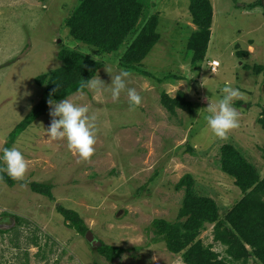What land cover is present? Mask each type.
Masks as SVG:
<instances>
[{"label": "rangeland", "instance_id": "rangeland-1", "mask_svg": "<svg viewBox=\"0 0 264 264\" xmlns=\"http://www.w3.org/2000/svg\"><path fill=\"white\" fill-rule=\"evenodd\" d=\"M82 1L0 0V155L15 146L28 164L22 184L0 180V264H188L157 240L156 221L186 223L180 214L192 192L216 203L220 221L246 197L221 169L227 146L264 179V72L245 69L264 66V7L259 0H207L211 16L196 22L195 0H139L136 26L120 52L107 55L72 36L69 21ZM154 17L157 43L143 60L134 54L139 72L125 67L121 59ZM64 49L105 63L95 76L105 86L129 71L127 86L142 97L135 109L126 92L115 102L110 91L87 88L65 98L96 117L95 151L86 161L46 132L54 100L47 90L65 65ZM211 60L221 62L218 73ZM226 86L242 93L232 104L239 127L220 139L205 117ZM41 103L42 114L12 140ZM32 184L51 185L55 201ZM59 206L76 211L98 243L70 228ZM215 226L206 222L195 242L230 260ZM101 242L122 248L121 257L108 262L98 252ZM248 264L261 263L252 257Z\"/></svg>", "mask_w": 264, "mask_h": 264}, {"label": "trees", "instance_id": "trees-1", "mask_svg": "<svg viewBox=\"0 0 264 264\" xmlns=\"http://www.w3.org/2000/svg\"><path fill=\"white\" fill-rule=\"evenodd\" d=\"M138 2L139 0H83L69 21L73 38L107 55L120 52V46L127 34L136 26L141 11ZM258 5L264 7V0H259ZM256 6L253 4L244 7L249 9ZM191 11L196 22L202 20L204 16L205 18L208 15L211 16L207 0H195ZM210 22L211 19L204 22L207 29ZM157 24L158 17H154L151 24L139 34V39L130 50L131 53L121 59L122 65L140 71L139 68L133 66V59L136 55L138 60H143L157 43L159 37L155 35ZM206 34L207 32L204 36ZM201 38L199 34L194 35L195 43H190L197 48ZM60 58L65 65L62 70L54 74L47 90L49 96L56 101L64 100L75 92H81L79 91L81 82L94 79L105 65L103 62L88 58L71 49H64ZM245 69H254L256 73L264 72V66L255 65L253 68L246 66ZM62 73H66L65 78L62 77ZM85 90L86 88L83 91ZM43 106L44 104L41 103L35 112L16 128L11 136L12 140L26 130L29 122L42 114ZM221 163L222 171L234 178L236 185L246 197L231 209L223 221H220L216 203L210 198L199 197L192 192L194 195L188 194L185 209L180 214V218L188 217L186 223L157 220V240L165 242L170 252L181 255L188 264H248L252 257L264 264V179L234 147L227 146L223 149ZM0 180L12 187L19 182L22 184L21 181H13L6 175H3ZM31 186L36 194L55 201L51 185L32 184ZM59 211L70 228L82 235L87 234L89 229L76 211L67 210L62 206H59ZM206 222L216 225V241L227 246L226 252L230 260L221 259L219 254L204 247L201 242H195ZM246 246L251 248L250 251L246 250ZM123 251L120 247L108 246L105 243H102L98 249L99 254L104 256L108 262L121 257Z\"/></svg>", "mask_w": 264, "mask_h": 264}, {"label": "clouds", "instance_id": "clouds-1", "mask_svg": "<svg viewBox=\"0 0 264 264\" xmlns=\"http://www.w3.org/2000/svg\"><path fill=\"white\" fill-rule=\"evenodd\" d=\"M213 61L219 60H211L209 69L213 73H218L221 65L214 72L210 67V63ZM107 71L111 74L110 70L107 69ZM130 76L131 73L129 71L121 69L118 74L112 75L110 86H105L97 77L82 81L79 91L83 92L85 88L93 92L107 90L110 91L111 99L114 102L119 101L122 92H126L129 108L135 109L140 106L142 97L135 88L127 86ZM222 91L223 95L217 98L216 106L210 105L207 108L210 114L205 119L207 128L214 137L226 139L231 130L239 127V113L232 107V104L235 99L242 96V93L238 89L227 86ZM48 103L51 108L50 116L52 117L51 124L46 130L48 138L53 141H66L69 151L78 155L82 160H89L95 151L96 117L89 114L88 106L73 103L68 99L61 100L58 103L54 100H49ZM27 168L28 164L22 151L15 146L3 149L2 155H0V179L3 178V175H6L13 181H22Z\"/></svg>", "mask_w": 264, "mask_h": 264}, {"label": "water", "instance_id": "water-1", "mask_svg": "<svg viewBox=\"0 0 264 264\" xmlns=\"http://www.w3.org/2000/svg\"><path fill=\"white\" fill-rule=\"evenodd\" d=\"M86 239L89 243L97 244L98 241L95 239L94 234L91 231H88L86 234Z\"/></svg>", "mask_w": 264, "mask_h": 264}, {"label": "built area", "instance_id": "built-area-1", "mask_svg": "<svg viewBox=\"0 0 264 264\" xmlns=\"http://www.w3.org/2000/svg\"><path fill=\"white\" fill-rule=\"evenodd\" d=\"M220 62L219 61H213L210 63V67L211 69L216 72L218 70V68L220 67Z\"/></svg>", "mask_w": 264, "mask_h": 264}]
</instances>
